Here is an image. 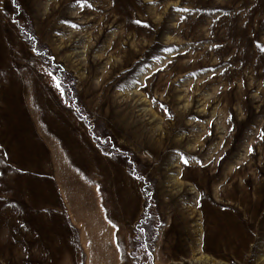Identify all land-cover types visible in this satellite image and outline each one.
I'll return each instance as SVG.
<instances>
[{"label": "rangeland", "instance_id": "obj_1", "mask_svg": "<svg viewBox=\"0 0 264 264\" xmlns=\"http://www.w3.org/2000/svg\"><path fill=\"white\" fill-rule=\"evenodd\" d=\"M18 1L0 264H85L99 238L119 264H264V0ZM93 188L102 228L75 199Z\"/></svg>", "mask_w": 264, "mask_h": 264}, {"label": "crops", "instance_id": "obj_2", "mask_svg": "<svg viewBox=\"0 0 264 264\" xmlns=\"http://www.w3.org/2000/svg\"><path fill=\"white\" fill-rule=\"evenodd\" d=\"M95 182H92L90 184H94ZM90 195L92 196L91 201H87L88 199L85 197L83 193H77V195L75 196V199L77 201V203L80 206L79 208L82 209H91L94 211V214L97 216V223H98V227H103L106 226V221L102 218V210L104 208H109L108 205L104 204V200L102 198V194L100 196L99 193H97V191H95V189L93 188V192L90 193ZM83 196V197H82ZM101 197V198H99ZM67 197H65L64 199H66ZM71 199V198H70ZM120 203V202H119ZM118 203L117 208H124V201H122L120 204ZM113 239H103V238H99L98 241H93V243L90 245V242H88V245L86 246L88 248V250L92 249L93 251H98L99 253L96 254L94 253L92 256H90V259L88 260L87 263L85 264H119V259L120 257L115 254L113 251V243L111 242ZM104 247H112V250L109 252H105V253H100ZM84 264V263H83Z\"/></svg>", "mask_w": 264, "mask_h": 264}, {"label": "trees", "instance_id": "obj_3", "mask_svg": "<svg viewBox=\"0 0 264 264\" xmlns=\"http://www.w3.org/2000/svg\"><path fill=\"white\" fill-rule=\"evenodd\" d=\"M13 5L17 8V10L21 9L20 3L18 0H12ZM25 35L27 36V38L29 39V41L31 42V44L33 45V47L37 46V37L36 35L29 33L28 31H24ZM43 55L45 56L46 59L51 60L50 55H48V53L46 51H42ZM63 69L61 67H59V73L62 72ZM69 97L71 99L74 100V96L73 94L70 95L69 93ZM129 157V155H127ZM129 166H132V163L130 162V160L128 161Z\"/></svg>", "mask_w": 264, "mask_h": 264}, {"label": "snow or ice", "instance_id": "obj_4", "mask_svg": "<svg viewBox=\"0 0 264 264\" xmlns=\"http://www.w3.org/2000/svg\"><path fill=\"white\" fill-rule=\"evenodd\" d=\"M78 2H79V0H78ZM137 23H139V22L137 21ZM57 86H59V85H57ZM185 163H187V161H185Z\"/></svg>", "mask_w": 264, "mask_h": 264}]
</instances>
